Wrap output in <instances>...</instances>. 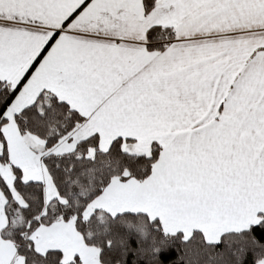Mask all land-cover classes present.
<instances>
[{
    "label": "snow or ice",
    "instance_id": "1",
    "mask_svg": "<svg viewBox=\"0 0 264 264\" xmlns=\"http://www.w3.org/2000/svg\"><path fill=\"white\" fill-rule=\"evenodd\" d=\"M0 264H264V0H0Z\"/></svg>",
    "mask_w": 264,
    "mask_h": 264
}]
</instances>
